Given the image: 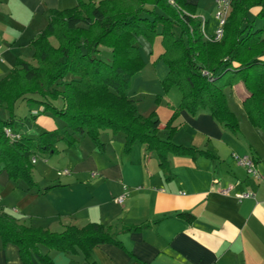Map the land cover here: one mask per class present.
I'll use <instances>...</instances> for the list:
<instances>
[{
    "label": "crops",
    "instance_id": "1",
    "mask_svg": "<svg viewBox=\"0 0 264 264\" xmlns=\"http://www.w3.org/2000/svg\"><path fill=\"white\" fill-rule=\"evenodd\" d=\"M186 1L199 6L201 0ZM77 2L0 0V52L5 65L0 68V78L17 59L32 61L30 42L46 26L49 12L72 9ZM212 4L215 8V0ZM204 20L206 32L211 34L216 25L211 27L208 19ZM157 58L154 73L138 71L133 75L130 84L138 76V87L128 96L134 104L143 100L142 96H154L155 108L147 113H139L135 106L143 117L152 111L157 114L161 127L156 135L165 140L171 132L164 123L180 99L173 87L163 92L160 82L167 67ZM231 87L237 102L236 109H231L237 129L224 126L206 108L195 114L177 111L171 123V140L197 151L167 153L166 171L157 152L144 143L135 142L125 149L120 132L101 133V146L84 136L72 146L58 144L52 156L62 161L59 169L51 167L54 172H48L51 160L47 159L36 165L31 171L32 188L23 181L12 182L6 170H0V210L19 223L49 231L98 222L114 234L116 243L95 245L87 258L81 251L68 253L40 245L52 264H264V131L246 115L241 83ZM0 110V116L6 118L7 112L2 107ZM37 122L38 118L34 124L39 128H50L46 120L42 125ZM26 128L34 130V126ZM233 154L251 156L262 177L247 174ZM62 169H69V173L58 175ZM228 186L229 193L222 194ZM124 192L127 195L117 203L115 198ZM241 192H252L253 197L237 200L234 194ZM184 213L191 218L180 215ZM134 226L140 228L126 229ZM0 264H23L15 244L0 240Z\"/></svg>",
    "mask_w": 264,
    "mask_h": 264
},
{
    "label": "trees",
    "instance_id": "2",
    "mask_svg": "<svg viewBox=\"0 0 264 264\" xmlns=\"http://www.w3.org/2000/svg\"><path fill=\"white\" fill-rule=\"evenodd\" d=\"M252 9L256 11L249 19ZM194 13L186 0H78L72 9L49 12L46 26L30 42L32 61L17 59L0 78V107L7 112L6 118L0 116V170L5 169L12 182L23 181L32 188L31 159L37 154L55 153L59 143L72 146L84 136L101 146V133L120 132L125 149L144 143L157 152L166 171L167 153L197 151L172 142L177 111L195 114L206 108L224 126L237 129L225 96V88L236 82L243 87L241 101L249 121L264 131V29L256 26V20L264 18V0H233L218 40ZM157 37L163 48L157 59L167 67L163 92L172 87L181 91L179 104L164 123L171 132L165 140L156 135L161 127L157 114L139 115L127 94L131 78L145 65L138 44ZM99 46L110 50L108 61L98 57ZM19 100L36 103L40 109L34 116H52L61 126L35 136L12 130ZM0 240L18 247L23 264H52L40 245L81 251L87 258L95 245L116 243L114 234L98 222L49 231L19 223L1 210Z\"/></svg>",
    "mask_w": 264,
    "mask_h": 264
},
{
    "label": "rangeland",
    "instance_id": "3",
    "mask_svg": "<svg viewBox=\"0 0 264 264\" xmlns=\"http://www.w3.org/2000/svg\"><path fill=\"white\" fill-rule=\"evenodd\" d=\"M193 6H194V11H195L194 14L195 15H199L200 18H202V19H205V18L208 19L211 27H214L216 25V20L214 17V11H215L216 5L214 8V5L212 4V0H201L199 2V6L194 2ZM201 11H202V15H200ZM253 16H254L253 11H250V13L248 15L249 19H252ZM256 26L258 28L264 29V18L263 19H261V18L257 19L256 20ZM160 46H161V48H160ZM138 47H139V51H140V53L143 56L144 61H145L144 67L139 71H141V73L144 75L151 74L152 72L154 73L153 61L156 60L155 58H157L158 51L160 49H162L160 39L158 37L152 41H149V40L147 41V40L143 39L138 44ZM99 50L100 51L97 53L98 57L102 58L105 61H108L111 57L110 50L105 46H99ZM2 63L3 62L0 63V68L5 66V65H2ZM136 73H138V72H136ZM144 75H142V76H144ZM137 77L138 76H134V79L132 80V82L129 86V89L127 90L128 95L130 93H133V91L136 89V87H138L136 79H135ZM238 83H240V82H238ZM238 83L236 82V84H238ZM160 84H161V82H160ZM236 84H234V85H236ZM232 88L233 87H226L225 88V96H226V100L228 99L229 105L231 107L230 108L228 105L230 110L236 109L235 104H237V102H235L236 97L234 96ZM172 90H174V92L179 93L178 97L180 99L181 91L176 87H173ZM34 97H35V95H34ZM140 98L141 97H139V99ZM142 98H144V99L141 101L137 100L135 102V105H137V107H138L139 113H147V111L155 108L154 96L153 97H151V96L143 97L142 96ZM158 98H159V96H156L155 101ZM135 99H138V96H136ZM59 102L60 101L57 100V103H59ZM163 106H164L163 104L161 106H159V111L162 110L161 108ZM34 109L35 110L38 109V107H36V103H33V102L29 103V102L23 101V100L17 102L15 105V108H14V112L16 114V117L12 122L11 129L14 131H20L26 136H35V135L39 134L43 129L53 130V129L57 128L58 126H61L62 123L59 122L57 119H56L57 123H54L55 119H53L52 116H48L46 114H37L34 116V113H35ZM3 111H4V109H3ZM235 112L238 113V110H235ZM0 115L3 116L2 110H0ZM31 115H33V116H31ZM36 118H38L37 123L40 122L41 125H42V122L44 120H46V122L50 124V128H39V127H37L36 124H34V121ZM27 125L34 126V130H27V128H26ZM45 159H47L48 161L51 160V162H49V164H48L50 166V169H48V172H51V171L54 172V170H52V168L56 169L55 167H57L59 169L61 162H62V161L58 162L57 160H55L56 157L52 156V154L39 153L36 155V161H35L36 163L33 165V168H35L36 165L40 166L41 164H43Z\"/></svg>",
    "mask_w": 264,
    "mask_h": 264
},
{
    "label": "built area",
    "instance_id": "4",
    "mask_svg": "<svg viewBox=\"0 0 264 264\" xmlns=\"http://www.w3.org/2000/svg\"><path fill=\"white\" fill-rule=\"evenodd\" d=\"M232 1L233 0H215L216 8L214 11V17L216 20V26L212 32V37L214 40L220 39L223 35V26L225 24V20L227 18L229 8L231 6ZM2 61H3V57L0 52V62ZM5 133L8 136H12L8 129H5ZM232 157L237 165L243 166L245 168L247 174L252 175L256 177L257 179H260L262 177L256 167L254 159L251 156L249 155L240 156L237 154H233ZM31 161L35 163L36 158H32ZM67 173H69V169H62V170L57 171L58 175L67 174ZM92 175H94V173H92ZM230 189H231V186H228L222 189L220 192L222 194H228ZM126 195H127L126 192H124L123 194H120L117 198H115V201L117 203H121ZM234 196L237 200H241L244 198L253 197V193L252 192H241V193H235Z\"/></svg>",
    "mask_w": 264,
    "mask_h": 264
}]
</instances>
